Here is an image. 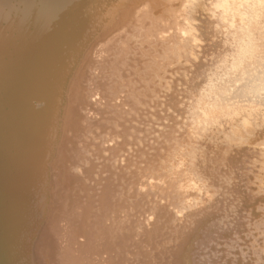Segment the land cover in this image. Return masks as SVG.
I'll return each mask as SVG.
<instances>
[{"label":"bare ground","instance_id":"obj_1","mask_svg":"<svg viewBox=\"0 0 264 264\" xmlns=\"http://www.w3.org/2000/svg\"><path fill=\"white\" fill-rule=\"evenodd\" d=\"M0 264H264V0H0Z\"/></svg>","mask_w":264,"mask_h":264}]
</instances>
